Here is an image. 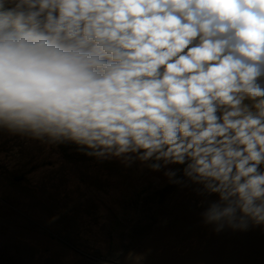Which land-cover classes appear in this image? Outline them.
Instances as JSON below:
<instances>
[{
  "label": "clouds",
  "instance_id": "9594fccd",
  "mask_svg": "<svg viewBox=\"0 0 264 264\" xmlns=\"http://www.w3.org/2000/svg\"><path fill=\"white\" fill-rule=\"evenodd\" d=\"M0 123L186 164L209 220L264 224V0H0Z\"/></svg>",
  "mask_w": 264,
  "mask_h": 264
},
{
  "label": "rangeland",
  "instance_id": "374dc122",
  "mask_svg": "<svg viewBox=\"0 0 264 264\" xmlns=\"http://www.w3.org/2000/svg\"><path fill=\"white\" fill-rule=\"evenodd\" d=\"M217 204L186 164L0 123V264H264V224Z\"/></svg>",
  "mask_w": 264,
  "mask_h": 264
}]
</instances>
